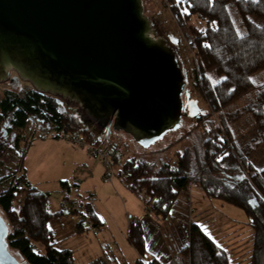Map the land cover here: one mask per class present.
Instances as JSON below:
<instances>
[{
	"label": "trees",
	"instance_id": "1",
	"mask_svg": "<svg viewBox=\"0 0 264 264\" xmlns=\"http://www.w3.org/2000/svg\"><path fill=\"white\" fill-rule=\"evenodd\" d=\"M165 3L179 24L190 25L195 84L210 106V113L199 116L192 127L202 133L204 154L202 157L198 152L194 173L192 152L184 151L178 153L176 161L160 167L136 158L127 160L118 175L133 194L144 199L146 209L163 220L173 211L180 194L190 192L193 186L212 200L237 207L253 231L252 251L247 260L249 264H264V0H165ZM195 20L204 23L203 29H194ZM240 102L243 106L236 107ZM0 112L15 113L16 127L24 133L29 118L34 117L87 142L97 144L100 139L95 140L92 133L82 130L80 119L64 111L55 98L39 92H6ZM112 147L113 166L120 162L122 154L117 144L112 142ZM4 154L5 150H0V164ZM16 175L17 171L12 176ZM22 190L26 196L17 211L15 202ZM50 198L49 193L33 187L25 173L8 190L0 192V208L9 223V249L27 264H74L72 252L57 247L49 227L55 216L49 209ZM84 209L83 215H88L90 223L96 228L103 225L92 205L87 204ZM82 229L81 221L78 230ZM127 232L129 243L140 255L135 264H158L149 260L141 221L130 219ZM190 240V245L181 251L187 263L235 264L230 252L196 221L190 225Z\"/></svg>",
	"mask_w": 264,
	"mask_h": 264
},
{
	"label": "water",
	"instance_id": "2",
	"mask_svg": "<svg viewBox=\"0 0 264 264\" xmlns=\"http://www.w3.org/2000/svg\"><path fill=\"white\" fill-rule=\"evenodd\" d=\"M143 0H0V83L16 71L143 147L182 123L184 74ZM0 215V264H22Z\"/></svg>",
	"mask_w": 264,
	"mask_h": 264
},
{
	"label": "rangeland",
	"instance_id": "3",
	"mask_svg": "<svg viewBox=\"0 0 264 264\" xmlns=\"http://www.w3.org/2000/svg\"><path fill=\"white\" fill-rule=\"evenodd\" d=\"M143 7L145 9V16L152 22L154 37H161L168 42L169 47L173 50V52L176 53L177 61L182 68L181 70L182 74H184L185 82L183 93L181 95L184 107L183 115L181 117L182 123L181 126H179L175 131L167 132L163 138L155 141V145L152 144L149 147H143L125 132L112 130V141H110V144H112V142L117 144L120 154H122L120 162L116 165H113L112 181L115 179V177V180H124L123 178L119 177L118 173L123 167V163L130 159L136 158L142 161L150 162L156 167H160L163 165V163L176 161L178 153L191 151V171L194 173L196 172L198 165V160H196L198 152L202 157L204 154L203 143L201 140L202 133L201 131H195L192 129V127L199 116L210 113V106L207 105L195 84L196 62L194 61V56L190 49V44L192 41L191 29H189L190 25L188 23L184 25L179 24L176 18H174L170 7L166 5L165 0H143ZM233 16L234 20L237 21V16L234 14ZM192 22L194 29H203L204 23L202 21L195 20ZM7 81L0 83V101L7 89H11L16 93L23 92L24 90L27 91L30 89H36L30 81L23 80L16 71L10 74ZM46 95L51 98H55L60 103V106L64 111L66 110L70 114L77 116L82 123L81 129L92 133L95 140L102 137L101 130L97 128L98 126L94 122H91L88 117H86L77 103L71 102L68 99L62 98L60 96L51 95L49 93H46ZM237 106H243V102L238 103L236 107ZM245 118L246 117H244L243 120L246 122ZM36 128L39 129V126H37L36 121L32 120L28 125V130L24 133V142L21 144V146L24 148L22 157L13 155L8 157V160L5 162H1L0 192L8 190L11 183L14 182L16 178L22 176V174L25 173L28 181L33 187H35L38 191L49 193L51 195L50 212L53 214L56 213V209L61 208L59 200L60 194H58V192L59 188L61 187V181L65 180L62 178H68L70 174H72V171L69 166L64 167V165L60 162L59 157H51L52 149L50 146V141L57 142V140L61 139L51 136L43 138L42 136L38 135V133H33V130ZM64 142L65 141L62 143ZM65 143L68 142L66 141ZM70 146L74 149H81L72 145ZM83 150L86 151L84 148ZM88 156L92 157L89 154ZM94 159L98 161V164L103 168V174H107V167L104 166L103 161L97 158ZM15 171H17V175L13 177L12 175ZM98 176L99 175H96L95 178H98ZM104 180L106 181L105 177ZM92 183L93 182L90 181H84V188H89L90 184ZM107 194L108 193H105V195ZM25 196V191L22 190L18 192L15 202V209L17 211L21 210ZM107 196H109V194ZM188 196L190 198L189 207H191L192 204L194 209H198L195 210L193 214H191V210L189 218H191V220L194 219L198 223L202 224V227L207 229L211 238L216 240L219 244L222 246H224L225 243L226 245L228 244V247H231L230 250H232L235 264H249V260H247V258L252 251L253 231L251 227L248 226V219L244 213L237 207L235 208L232 205L223 204L220 200L210 199L207 195H205L204 191L197 186L192 187V190ZM113 199H115L114 208L118 206L120 212L123 214L124 212L120 205L122 204L121 200L116 198ZM105 200L103 199V201L95 202V207L101 211V214H104L106 218L108 217V215H106L107 212H115L118 214L117 211H115L116 209L114 211L111 210L113 209L111 207L112 202L108 203ZM68 208V216H66V218H63L62 220L59 218V220H57V216H54L49 221V227L54 233V239L56 242H59V239L63 238L65 236L64 233L67 232V227L63 226L70 225L72 218H80L76 215H73L70 212V207ZM184 210L186 211L185 208ZM204 210L205 213H203ZM147 211L149 214L157 217L149 209ZM121 213L119 214L120 218ZM0 215L8 223V220L1 208ZM158 218L159 217H157V219ZM159 220L161 222L164 221L160 218ZM120 221L122 220L120 219ZM145 227V230L147 231L145 236L148 234L150 235L151 231L148 229L150 227ZM152 227L153 228L151 229H154V226ZM164 227H167V225H163V228H159L165 233L172 231L171 228L169 229V227H167L166 229ZM113 228L114 227L111 226V229ZM170 241V243L168 242L167 245L160 246V249L167 250L168 253L174 251V249L177 247V243L174 240ZM73 242V244H75L77 241ZM107 249L108 251L111 250L109 248ZM13 253L19 258L22 264H27L17 252L13 251ZM76 257H78L79 260L82 259L78 253H76ZM176 257L177 256H175V261H173L172 264H182L178 261L183 260L184 256L182 255L177 258Z\"/></svg>",
	"mask_w": 264,
	"mask_h": 264
},
{
	"label": "crops",
	"instance_id": "4",
	"mask_svg": "<svg viewBox=\"0 0 264 264\" xmlns=\"http://www.w3.org/2000/svg\"><path fill=\"white\" fill-rule=\"evenodd\" d=\"M62 142V140H57V142L50 141L52 149L51 157H59L64 167L69 166V168H71L72 174H70L68 178H62L65 180L61 182L67 183V185L65 187L61 183L58 192V194H60L59 200L61 208L56 209V213H53V215L57 216V220H59V218L62 220L68 216L67 211L69 209L68 207H70V212L80 218H72L68 226L62 225L63 227H67V232L64 233L65 236L63 238L59 239V242H55L59 249L72 252L74 264H135L140 258V255L136 252L131 243H129L127 230L130 219L136 218L141 221L143 231L146 229L145 226H147V228L150 227L148 228L151 231L150 235L148 234L145 236L149 260H156L158 264H172L173 261H175V256L179 257L183 255L181 254L182 249L190 245L191 242L190 225L192 221H195L189 218L190 212L192 210L191 214H193L195 210H198L194 209L192 204V208L189 207L190 198L188 195L192 188L190 192L180 194L167 220L161 222L159 218L157 219V217L149 214L144 199L140 198L137 194H133L124 180H115V177L112 183L106 182L103 177V168L98 164V161L88 156L85 150L74 149L68 143L64 142V145ZM96 175H99L98 178H95ZM84 181L93 183L90 184L89 188H84ZM105 193H108L109 196H107L108 194L105 195ZM113 198L121 200L122 204L120 205L124 212L123 214L120 212L118 206L114 208L115 199ZM103 199L108 203L112 202L111 207L113 209L111 210L114 211L116 209L115 211H117L118 214L115 212H107V218L104 214L102 215L101 211L95 207V202L103 201ZM87 204L92 205L93 211H95L99 220L103 222V225L99 228H96L94 223H90L87 214V217L83 215L85 211L84 207ZM120 213L121 218L119 215ZM203 213H205V210ZM120 219L122 221H120ZM81 221L83 223V229L79 231L78 224ZM163 225H167L172 231L167 233L161 231L159 227L163 228ZM111 226L114 228L111 229ZM152 226H154V229H151L153 228ZM167 227L164 228L167 229ZM146 232L145 230V234ZM170 240H174L177 243V247L174 251L168 253L167 250L160 249V246L167 245ZM73 241L77 242L73 244ZM104 244H106L107 248L111 249V251H108ZM224 246L222 247L230 252L233 259V253L232 250H230L231 247H228L226 243ZM76 253L80 254L82 259L79 260L78 257H76ZM178 262L189 264L187 263L186 256L183 257V260Z\"/></svg>",
	"mask_w": 264,
	"mask_h": 264
},
{
	"label": "built area",
	"instance_id": "5",
	"mask_svg": "<svg viewBox=\"0 0 264 264\" xmlns=\"http://www.w3.org/2000/svg\"><path fill=\"white\" fill-rule=\"evenodd\" d=\"M37 126H39V129H34L33 133H38V135L42 136L43 138H46L48 136L51 137H58L59 139L63 141H67L70 145L74 147H79L81 149H86L89 155H91L94 158L101 159L104 163V166L107 167V174L104 175L106 181L112 182V174H113V167L111 165V156L113 154V147L111 142V134L110 135L105 131L103 132V136L99 139V142L97 144L87 142L83 137L79 135H75L71 132H64L60 129V127L56 125H51L45 122L44 120L37 119L36 120ZM104 246L107 248V245L104 244ZM111 251V250H110Z\"/></svg>",
	"mask_w": 264,
	"mask_h": 264
},
{
	"label": "flooded vegetation",
	"instance_id": "6",
	"mask_svg": "<svg viewBox=\"0 0 264 264\" xmlns=\"http://www.w3.org/2000/svg\"><path fill=\"white\" fill-rule=\"evenodd\" d=\"M12 72H15V71H11V73ZM10 91L16 93L15 91L11 89L6 90V92H10ZM33 91L39 92L36 89H30L27 91L24 90L23 92H17V93L24 94V93H29ZM6 92L3 98L1 99V101L5 98ZM41 94L46 95V93H41ZM32 120L36 121L37 118H34V117L29 118V123ZM24 138H25L24 130L16 127L15 113L11 112L7 115H4L3 113L0 112V150H3V149L5 150V154L2 157L1 162H5L6 160H8V157L13 156V155H17L19 157L23 156L24 148L21 146V144L24 142Z\"/></svg>",
	"mask_w": 264,
	"mask_h": 264
}]
</instances>
